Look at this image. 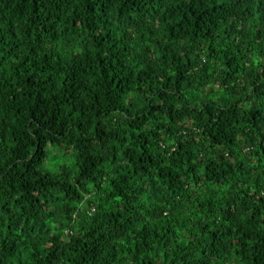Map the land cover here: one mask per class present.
Returning a JSON list of instances; mask_svg holds the SVG:
<instances>
[{
  "label": "trees",
  "instance_id": "16d2710c",
  "mask_svg": "<svg viewBox=\"0 0 264 264\" xmlns=\"http://www.w3.org/2000/svg\"><path fill=\"white\" fill-rule=\"evenodd\" d=\"M0 264H264V0H0Z\"/></svg>",
  "mask_w": 264,
  "mask_h": 264
},
{
  "label": "rangeland",
  "instance_id": "374dc122",
  "mask_svg": "<svg viewBox=\"0 0 264 264\" xmlns=\"http://www.w3.org/2000/svg\"><path fill=\"white\" fill-rule=\"evenodd\" d=\"M68 159H69V157H62V155L61 156H58V159L56 160V162L59 164V163H68ZM55 165V164H54Z\"/></svg>",
  "mask_w": 264,
  "mask_h": 264
}]
</instances>
